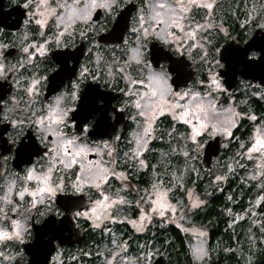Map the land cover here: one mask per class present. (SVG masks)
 <instances>
[{
	"label": "snow or ice",
	"instance_id": "6c2138e0",
	"mask_svg": "<svg viewBox=\"0 0 264 264\" xmlns=\"http://www.w3.org/2000/svg\"><path fill=\"white\" fill-rule=\"evenodd\" d=\"M23 7L35 8L32 16L35 17L34 23L39 29L43 30L50 21L55 28L51 32V45L45 39L39 45H25L22 48L28 54V62H31L35 53L43 56L48 47H60L64 44L62 38H71L74 31H79L80 36L87 39L86 33L97 30L93 21L96 10H103L109 16L117 10L113 0H26ZM215 7H218L216 0H140V4L135 5V26L131 28V32L136 34V40L131 47L125 41L126 58L117 61L120 67L116 74L125 82V88L121 91L126 98L119 109H113L117 112L127 110L130 113L129 120L135 125L128 134L127 151L120 148L119 136L90 143L88 122L91 118L78 124L73 118L78 108L71 111L64 105L61 96L54 97L48 104L37 108L40 101L36 86L44 78L42 76L32 78L24 89L29 98L25 102V108L20 109L22 114L25 110L28 113L24 118H8L7 113L16 111L18 107L14 99L11 107L3 109L5 118L14 129L22 130L26 124L34 128L40 143L47 150L23 174H14L15 178L0 188L3 192L0 195V217L5 218L4 226H0V242L21 241L27 234L25 224L31 210L39 204L46 211H51L49 206L54 205L57 193L65 190L66 185L85 195L88 190H95L98 198L91 201V207L73 215L87 218L92 228L101 229L105 233H110L108 223L127 222L136 232L146 231L155 217L161 218L162 222L175 223L178 210L184 212L186 208H196L205 203L191 188H184L186 172H196L188 162L195 160L199 150L203 148L201 141L205 136L231 137L232 129L236 128L240 119H257L247 112L236 111L232 106L223 107L217 103L215 93H224L227 89L222 83V72L215 69L226 68L214 55L220 53L222 56V53L213 40L216 34H222L223 38L237 44L235 37L230 35L223 23L213 18ZM261 8L264 9V5ZM198 10H204V14L201 15ZM81 25L84 27L81 28ZM259 26L264 28V25ZM40 34L44 35L42 31ZM149 40L160 41L177 54L182 51L190 54L196 49L201 64L209 66L207 84L205 85L204 80L197 79L194 84L180 88L175 75L161 63L162 60L149 62L141 56L143 46ZM8 47V44L0 43V61L5 60L7 53L4 50ZM30 47L35 51L30 52ZM256 55V52H252V58H249V50L244 54L248 61H256ZM262 55L264 51L260 50V58ZM8 66L0 63V77H6ZM85 71L87 70L81 72L82 76ZM108 77H113L112 71H108ZM183 83L185 81L181 84ZM77 85V82L73 83L72 87ZM259 94L264 95V91ZM161 118H170L172 123H169L167 129L161 127ZM176 124L186 126L185 130L180 131ZM73 127L76 131H65ZM154 140H162L166 145L159 150L158 156L153 154L154 149L150 146V142ZM240 149L236 155L253 162L254 167L248 173V178L258 181L253 186L261 189L262 193L246 210V214L255 217L257 213L253 210L254 205H260L264 201V122L255 128L247 143L240 142ZM180 156L185 158L183 170L172 164V158L179 159ZM152 159H156L155 164L151 162ZM234 163L244 167L235 159ZM226 167V174L215 176L217 182L225 181L228 173L233 171L232 164ZM119 168L148 170L151 177L148 186H130V173L127 170H118ZM110 179L119 181L120 186L114 188L109 183ZM33 182L35 186H32ZM174 188H184L188 197L187 203L179 199L172 203ZM26 195L30 199L19 203L25 201ZM14 197L18 201H14ZM228 199L231 200L232 197ZM132 205L138 209L136 218L127 215L122 217L121 213L125 208ZM5 206L20 218L7 217ZM228 211L231 215V210ZM43 214V211L37 209V215ZM56 215L64 214L57 209ZM260 215L264 217V213ZM242 218L239 214L235 217L236 220ZM251 222L259 226L262 234L260 242L264 244V223L256 219ZM183 231L198 233L201 239L198 244L190 247L191 255L199 264H208L210 253L203 240L206 233L194 228H184ZM249 240H252L251 236ZM109 242L110 248L105 245L104 251L97 253L104 257L102 264H152V257L157 251L148 245H139L137 255L129 256L127 241L111 233ZM0 255L3 253L0 252ZM82 255L87 256L89 253L84 252Z\"/></svg>",
	"mask_w": 264,
	"mask_h": 264
},
{
	"label": "flooded vegetation",
	"instance_id": "af4514ba",
	"mask_svg": "<svg viewBox=\"0 0 264 264\" xmlns=\"http://www.w3.org/2000/svg\"><path fill=\"white\" fill-rule=\"evenodd\" d=\"M132 1H135L138 5L140 4V0ZM25 2L26 0H16V3H13L12 0H0V43L9 45V47L4 50L5 53H7L4 63L6 65H15L13 71L6 72V77H0V99H2V101H0V115L5 114L3 112V109L5 107H11V101L13 99L16 101L18 107L16 111L7 113V115H9L12 119H22L25 115L28 114L26 110L22 114L20 112V109L25 108V102L29 99L24 92V89L27 87L28 82L32 78H39L41 76L44 77V79L40 80L38 85L36 86L40 101V103L37 105L38 108L43 107V105L48 104L50 101H52L54 97L59 95L61 90L70 92L72 90L71 85L75 81L80 86L78 92L79 99L76 102L75 110L78 108L81 95L86 87H89L90 92H95V98H97L94 106L86 107L87 109L93 108L90 111L91 114L88 117L91 118V120L88 122L89 131L93 128V126L99 119H101L108 127L114 128L111 137L98 139H92L89 137V142L91 143L101 140H111L113 136H119L120 140L118 141V143L120 145V148H122L129 139V132L132 130V128L135 127V125L131 120H129L130 113L127 110L123 112L113 111V109H119L123 100L126 98L121 91V89L125 88V82L120 79V76L109 78L105 70V64L107 61L106 57H108V53H110L111 51L121 52L122 48L125 47V41H127V43L130 42V37L132 34L131 28L134 26L133 24L134 18L136 16V10L132 14L130 29L125 34L124 41L121 44H107L104 42H100L99 37L110 30L117 18V15L127 4H124L122 7L116 10V15L115 13L113 14L112 21L108 19V14L103 10H96L93 13V21L95 22L97 30L94 32L86 33L87 39L81 37L79 31H74L71 38H62L64 40V44H62L65 45L64 47L46 46L48 47V50L43 56H41L39 53H35L32 56L31 62H28V54L24 53L22 51V48L25 45H39L40 43H43L45 39H48L49 44L51 45V32H53L55 28L50 21L43 30L39 29V27L34 23L35 17L32 16L35 8H24L23 5ZM26 21L27 23H25ZM83 27L84 26L81 25V28ZM41 31L44 33V35L40 34ZM235 39L236 42L239 43L236 37ZM151 41L157 40H149L147 42V59H149V44ZM157 42H159L160 45L164 46L166 50L170 51L171 55L178 58L184 56L190 63L187 64L185 68L187 72H197L187 86L194 84L197 79H205V73H202L203 66H201L200 63L195 62L194 59L189 58V56L185 53L177 54L172 51L170 46L163 45L160 41ZM81 47L83 48L81 53L82 55L78 59L76 73L71 79V67L74 66V61L71 60V51H75L76 49ZM34 51L35 49L30 47V52ZM69 60L72 61L71 67H69L68 65ZM162 64H164L166 68H169L168 62H162ZM222 65L224 64L222 63ZM85 69L87 71H85L84 75L82 76L81 72ZM220 69L221 68H218V72ZM20 77H23V79L21 80ZM92 77L96 78L93 79ZM242 82L255 85L251 81L243 80L241 81V83ZM240 84L235 89L228 91L227 94L232 95V93H234L235 91L237 92ZM106 92H110L112 94H107ZM237 94L236 96H238ZM253 99L256 98H252V106ZM73 118L77 120V115L75 112L73 114ZM161 121L165 126L170 123V119L164 120V118H161ZM244 122L242 125H245ZM238 129L230 137L231 144L237 142L239 138L238 136H234L238 132ZM65 131H75V127L71 129H65ZM36 136L37 133L35 129L27 126V124L22 130L17 131L12 127L9 121L0 123V188H3L10 179L15 178L14 174H23L24 170L39 161L43 153L47 150L45 145L38 144L36 142ZM90 158L95 159L94 156H90ZM215 160L216 159H214V161ZM28 161L31 162L27 163ZM33 184L34 182L32 183V185ZM71 194L80 195L83 193H73L71 190V186L66 185L64 192L57 193L54 205L51 206V211H45L43 215H37L36 211L31 212V215L27 220V223L29 224L31 229V235L30 238H28L30 240L24 242H29L33 238L34 232L31 227L32 223L40 224L48 216H54L56 222L58 223L59 219L67 214L65 213V210L58 205V203L60 202V200L64 201L65 197H68ZM0 195H3L2 191H0ZM86 196L88 198L87 207L83 210L77 211L83 212L90 207L91 201L93 199L92 193L87 191ZM29 199V197L25 196V201L19 203H25ZM14 201H18V198L14 197ZM41 208L42 207L40 205L39 208L36 207L35 209ZM57 209H59V211L64 215H56ZM77 211L69 214V216L72 217L77 227L82 229L84 232V236H86L89 227L85 226L87 224L90 225V221L84 217H74L73 214ZM5 213L7 217L20 218L16 213H12L9 210L5 211ZM3 219L5 218L0 217V220ZM81 244L82 243H78L73 246L57 247L53 256L59 251H70L71 249ZM53 256L51 258L50 264L54 262ZM27 259L28 257L25 254L23 257V263L26 262Z\"/></svg>",
	"mask_w": 264,
	"mask_h": 264
},
{
	"label": "rangeland",
	"instance_id": "374dc122",
	"mask_svg": "<svg viewBox=\"0 0 264 264\" xmlns=\"http://www.w3.org/2000/svg\"><path fill=\"white\" fill-rule=\"evenodd\" d=\"M216 4L218 5V7H215L214 9L213 18L218 20L219 22H222L224 27L228 29L230 35L232 28L235 29V27L237 26V29L240 32L244 33L245 39L248 40L256 29L262 28L259 25H264V9L261 8V5H264V0H216ZM254 6H255V10H253ZM198 11H200L201 15L204 14V10H198ZM114 13L116 15V11L113 12L111 16L108 15V19L110 21H112ZM249 13L251 14V19H249ZM234 25L235 27H233ZM135 40H136V34L132 33L130 37V42L127 43L128 46L129 47L134 46ZM228 40L229 39L223 38L222 34H216L213 43L217 48L220 49L222 45ZM125 47L122 48L121 52L111 51L110 53H108V57H106L107 61L105 64V70L107 75H108V71H112L113 77L119 76L116 74L117 69L120 67V64L117 61H123L126 58L124 55ZM181 53L184 52L182 51ZM185 54H187L192 59H194L195 62L201 64L196 49H193L190 54L189 53H185ZM214 55L216 59L220 62L218 53H214ZM146 57L147 55L144 57V59L149 61V59H147L148 57L147 58ZM220 64H222V62H220ZM201 66H203L202 73L203 72L205 73L204 81L206 85L209 66L203 64H201ZM218 68L219 67H217L215 71L218 72ZM254 84L255 85L242 82L238 87L237 92L235 91L236 94L238 93L237 94L238 96H236L235 92L232 93V95L231 94L228 95L227 94L228 91L224 93H215V95L218 98L217 99L218 105H222L223 107L232 106L233 108H235L236 111L247 112L250 115L256 116L257 119L249 120L247 118H242L240 119L236 128L232 129L233 133L236 132V130L240 127V125L243 124L244 120H247L250 125V129L246 138L240 140L237 146L233 147L230 141V137L227 138L223 137L224 140L222 141L221 156L214 161L213 169L207 173L204 172L202 169L201 159L206 143L208 142V140L213 139L215 136L212 137L205 136L204 139L201 141V143H203L204 145L203 148L199 150V154L196 156L195 160H190L188 162L189 165H191L196 169V172L194 173L186 172L184 178V188H191L193 192L200 197V199H202L201 196L196 193L194 188V185L200 181L204 182L203 185L205 190H210L214 188L218 192L225 190L227 197H232L231 200L232 201L234 200V202L236 201L235 202L236 204H238V201L240 199L242 200V197L246 195L245 202L247 203L248 201L249 204L247 203L244 209L242 210L231 209V215H230L231 219L229 222V228L227 230V233H228V237L233 240V243L232 244L230 243L229 238L227 239V241H223L224 248L231 249V251H226L224 253H227V255L234 256L233 259L234 264H253L256 256L264 248V244L260 242L262 238V234L259 231V226L251 222L253 219H256L264 223V217H261L260 215L261 213H264V211H260L261 208H264V201H262L260 205H254L253 210L257 213L255 217H252L250 214H246V210L249 209V205L256 200L257 196L262 194L261 189L253 186L254 184L258 183V181H252L251 179L248 178V173H250L253 170L254 164L252 161L242 159L236 155L237 152L241 151L240 142L247 143L249 137L253 134L255 128L258 127L262 122H264V113L261 115H257L255 109L251 104L252 98L264 99V95L259 94L262 91H264L262 90L264 88L257 83ZM170 123L172 122L170 121ZM168 126L169 124L165 126L163 123H161V127L164 129H167ZM175 126L178 127L180 131H184L186 127L180 124H176ZM127 143L128 140L121 148L123 151H127V147H126ZM150 146L154 149L153 154L158 156L159 150L165 148L166 145L165 142L162 140H154L150 142ZM234 159L236 161H239V163L241 165H244V167L237 166L236 163H234ZM184 160L185 158L183 156H180L179 159L174 157L172 158V164L178 166L181 170H183ZM151 162L155 164L156 159H152ZM228 164L233 165V171L231 173H228L227 179L225 181L217 182L215 180V176L226 174L228 171L226 166ZM118 170H127L130 173L128 184L130 186H135L136 188L147 187L151 179L148 170L134 171L132 169H125V168H119ZM141 178L145 180L144 181L145 183L142 186L139 185L140 183L139 181ZM229 179L234 180L236 182V185L232 189L226 190V186L228 184ZM136 180L138 181L137 183L134 182ZM109 183H111L114 188L120 186V182L114 179H110ZM32 186L35 185L33 184ZM184 188L173 189L172 203H176L177 199L182 200L184 203L188 202V197L185 193ZM88 191L92 193V197H93L92 200L98 198V195L94 189ZM134 195L135 193H133V196ZM204 204L196 208H186L184 212H180L178 210L176 213L177 219L175 223H172L170 221L162 222L161 218L155 217L151 224H153L154 221L157 220L158 222H161L160 226L162 227H164L165 225L166 226L174 225L178 227L187 237V244L189 247V251H190V247L198 244L201 238L198 236V233L185 232L183 231V229L194 228L197 230L204 231L206 233V236L203 237V240L205 242V246L209 249V253H210L208 257V263H209L212 259H214L215 261L218 258H220L219 250L220 249L222 250V244L219 243V241H217L213 245H210L208 239V233L205 230L200 229L199 227L193 225L194 224L192 218L193 211L204 206ZM36 207L39 208L40 205L37 204ZM41 207L42 208L40 209V211L45 212L46 211L45 207L44 206ZM8 210H9L8 207L5 206V211ZM228 210H224V213L225 214L229 213ZM35 211L37 212V209L35 208L31 210V212H35ZM137 213H138V209H136L135 205H132L131 207H126L125 211L121 213V216L123 217L124 215H127L134 219L136 218ZM237 214H239L243 218L236 220L235 217ZM180 217L183 218L181 219ZM4 224H5V219L0 220V226H4ZM151 224L148 226L146 231L136 232L133 229L132 225L128 224L127 222H121L115 224L108 223L107 227L110 230V233H105L101 229L92 228L90 222L89 229L93 234H95V239L87 243H84L82 245H78L75 248L71 249L70 251L57 252L53 256L55 257V259L53 258L54 262L52 264H102L104 257L98 256L97 253L104 251L105 245H107L109 248L111 247V244L109 242L111 239V233L116 234L121 240L127 241L129 243V247H128L129 256L137 255L139 245H148L150 248H154L157 250L154 256L152 257V263L155 260V258H157L161 254H164L170 262V258H169V252L171 249L170 240L169 238H167L164 242H161L158 239H155V235L151 233V228H150ZM25 226L29 228L31 232L30 226L27 222ZM249 236L252 237L251 241L249 240ZM28 238H30V236H28L24 241L30 240ZM8 245L11 246L8 247ZM21 245L22 243L19 241L15 243L11 241L0 242V252L9 254L14 257V259L11 261V264H22L24 261L23 257L25 253L21 252L20 250ZM84 252L89 253V255L87 256L82 255V253ZM190 255H191V251H190ZM228 262H230L229 257H227V261L225 262V264H228ZM194 263L199 264V262L196 261H194Z\"/></svg>",
	"mask_w": 264,
	"mask_h": 264
},
{
	"label": "water",
	"instance_id": "95a60500",
	"mask_svg": "<svg viewBox=\"0 0 264 264\" xmlns=\"http://www.w3.org/2000/svg\"><path fill=\"white\" fill-rule=\"evenodd\" d=\"M135 5L138 4L132 1L119 12L110 30L99 37L100 42L107 44L123 43L125 34L130 29L132 14L136 10ZM236 44L230 40L220 49L222 56L219 53V58L226 70L220 69L219 72H222L221 74L224 76L222 77V82L225 88L227 91H231L243 80L258 83L264 87V55L260 58V50L264 51V28L256 29L248 40L244 43L236 42ZM82 49L81 47L75 51H71V60L74 61V66L71 67V79L76 73V67L78 59L82 55ZM247 50H249V58H252V52L257 53L256 57H254L256 61H248L245 59L244 54ZM149 59L150 62L153 60H162L161 63L168 62L170 70L175 75L177 84H180L179 87H187L190 80L197 73L196 71L187 72L185 68L187 64H190L189 61L184 56L178 58L171 55L170 51L166 50L157 41H151L149 44ZM184 81L185 83L181 84ZM106 93L112 94L110 92ZM96 99L95 92H90L89 87H86L81 95L78 109L75 112L78 124L89 119L90 111L93 108L87 109L86 107L94 106ZM113 131L114 128L108 127L99 119L89 131V137L92 139L111 137ZM222 141L223 137L218 135L206 143L201 159V166L204 172L213 169L214 159L218 158L222 152ZM30 162L28 161L27 163ZM58 205L67 213L59 219L58 223L54 216H48L40 224H31L34 232L33 238L31 241L24 242L21 245V249L28 257L27 261L22 264H50L57 247L73 246L82 241L84 232L77 227L69 214L77 210L85 209L88 205L87 196L85 194H71L65 197L64 201L60 200ZM169 263L167 257L161 254L155 258L152 264Z\"/></svg>",
	"mask_w": 264,
	"mask_h": 264
},
{
	"label": "trees",
	"instance_id": "16d2710c",
	"mask_svg": "<svg viewBox=\"0 0 264 264\" xmlns=\"http://www.w3.org/2000/svg\"><path fill=\"white\" fill-rule=\"evenodd\" d=\"M237 24V23H236ZM235 24V25H236ZM235 25L233 27H235ZM231 26V25H230ZM231 36L236 37L239 42H244L245 36L244 33L240 32L237 29V26L232 28ZM253 106L257 115H261L264 113V99H253ZM245 125L240 126L238 132L234 136H238L237 142H235L233 147L237 146L240 140L246 138L250 125L247 120L244 122ZM144 179H140L139 185H144ZM134 182H138L137 180ZM204 182L200 181L194 185L195 191L197 194L201 196V198L205 201L204 206L196 209L192 213V218L195 226L200 229L205 230L208 233V239L210 245H213L217 241L222 244V250H219V256L217 260L214 261L212 259L208 264H225L227 261V257H229L230 262L228 264H234L233 259L234 256L227 255L224 248V242L227 241L228 233L227 230L229 228L230 222V214L224 213V210H242L246 207L247 203L245 202L246 195L242 197L238 201V204L234 202V200H229L226 194V191L218 192L215 188L210 190L204 189ZM236 185V182L232 179L228 180V184L226 186L227 189H232ZM260 211H264V208H261ZM161 222L157 220L151 224V233L155 235V239H158L161 242H164L167 238L170 240L171 249L169 252L170 264H196L194 263L189 247L187 244L186 235L176 226L174 225H165L164 227L160 226ZM85 227H89L87 224ZM95 239V234H93L90 229L87 231L86 236L83 237L82 241L79 243H87ZM230 243H233V240L229 238ZM81 244V245H82ZM253 264H264V248L260 251V253L256 256Z\"/></svg>",
	"mask_w": 264,
	"mask_h": 264
},
{
	"label": "clouds",
	"instance_id": "9594fccd",
	"mask_svg": "<svg viewBox=\"0 0 264 264\" xmlns=\"http://www.w3.org/2000/svg\"><path fill=\"white\" fill-rule=\"evenodd\" d=\"M13 3H16V0H12ZM132 2V0H113V3L117 5V9H119L120 7H122L124 4H128ZM26 23V22H25ZM65 45H61L60 47H64ZM147 52H148V44L145 43L144 46H143V50L141 52V56L144 58L146 55H147ZM0 63H4V61H0ZM68 65L69 67L72 66V61L69 60L68 61ZM15 68V65H9L8 66V71H13V69ZM20 79L22 80L23 77H20ZM44 79V78H43ZM41 79V80H43ZM73 83H76L75 81ZM72 83V84H73ZM71 91L68 92V91H64V90H61L59 95L57 96H61L63 98V102H64V105L67 106L71 111H75V108H76V102L77 100L79 99L78 97V92H79V89H80V86L79 84L77 85V87L73 88L72 85H71ZM74 93V94H73ZM56 96V97H57ZM38 108V106H37ZM11 113V112H9ZM8 118H10V116L8 115ZM5 121H8V119L5 118V114L3 115H0V123H3ZM17 131H20L19 128H16ZM35 140L38 144H41L40 143V140L38 138V133H37V136L35 137ZM72 192L73 193H78L75 189L71 188ZM62 192H64V190H62ZM71 214V213H70ZM29 216L31 215V212L28 214ZM31 235V232L29 230V228H27V234L23 237V239L19 242L23 243L24 240ZM13 243L17 242L15 240L11 241ZM11 245H8V247H10ZM23 250L21 249V252ZM3 253V252H2ZM14 259L13 256L9 255V254H5L3 253V255H0V264H11V261Z\"/></svg>",
	"mask_w": 264,
	"mask_h": 264
}]
</instances>
